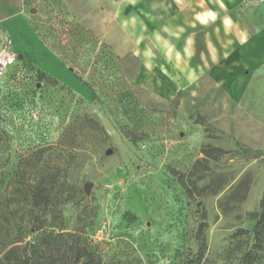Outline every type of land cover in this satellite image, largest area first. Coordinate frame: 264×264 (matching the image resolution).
<instances>
[{
  "label": "rangeland",
  "instance_id": "374dc122",
  "mask_svg": "<svg viewBox=\"0 0 264 264\" xmlns=\"http://www.w3.org/2000/svg\"><path fill=\"white\" fill-rule=\"evenodd\" d=\"M102 6L0 0L1 42L19 56L0 76L14 136L0 172L44 148L54 199L37 226L84 231L101 264H245L264 212V70L241 105L205 76L167 99L139 78L153 32L120 31Z\"/></svg>",
  "mask_w": 264,
  "mask_h": 264
},
{
  "label": "crops",
  "instance_id": "0c3cea01",
  "mask_svg": "<svg viewBox=\"0 0 264 264\" xmlns=\"http://www.w3.org/2000/svg\"><path fill=\"white\" fill-rule=\"evenodd\" d=\"M91 2L103 5V15L122 32H153V43L138 44L144 48L139 78L149 76L153 91L167 99L202 84L205 76L241 105L251 78L264 70V0ZM16 6L22 18L24 4ZM150 44L161 54L151 53Z\"/></svg>",
  "mask_w": 264,
  "mask_h": 264
},
{
  "label": "trees",
  "instance_id": "16d2710c",
  "mask_svg": "<svg viewBox=\"0 0 264 264\" xmlns=\"http://www.w3.org/2000/svg\"><path fill=\"white\" fill-rule=\"evenodd\" d=\"M82 80L94 92L92 85ZM26 104L24 101L20 105ZM11 117L0 103V158L14 137L8 131L13 123ZM43 150L21 151L9 181L0 172V264H101L98 248L84 231L65 233L51 225L37 226L42 224L40 214L48 210L54 199V189L38 175V156ZM253 228V242L239 257L245 264L264 262V212ZM30 230H40L41 235L27 241Z\"/></svg>",
  "mask_w": 264,
  "mask_h": 264
},
{
  "label": "built area",
  "instance_id": "2783aa9c",
  "mask_svg": "<svg viewBox=\"0 0 264 264\" xmlns=\"http://www.w3.org/2000/svg\"><path fill=\"white\" fill-rule=\"evenodd\" d=\"M13 41L7 37L5 43L0 48V76L7 74L9 66L15 64L19 60V56L12 49Z\"/></svg>",
  "mask_w": 264,
  "mask_h": 264
},
{
  "label": "water",
  "instance_id": "95a60500",
  "mask_svg": "<svg viewBox=\"0 0 264 264\" xmlns=\"http://www.w3.org/2000/svg\"><path fill=\"white\" fill-rule=\"evenodd\" d=\"M108 154H111L112 153V150L109 149L107 151ZM91 186H92V182H86V185H85V188H86V191L89 192L91 190Z\"/></svg>",
  "mask_w": 264,
  "mask_h": 264
}]
</instances>
